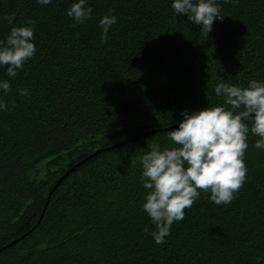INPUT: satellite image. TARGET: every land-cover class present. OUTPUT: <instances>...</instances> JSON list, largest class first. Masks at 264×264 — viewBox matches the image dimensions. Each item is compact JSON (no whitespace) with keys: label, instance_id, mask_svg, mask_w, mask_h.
Returning a JSON list of instances; mask_svg holds the SVG:
<instances>
[{"label":"trees","instance_id":"trees-1","mask_svg":"<svg viewBox=\"0 0 264 264\" xmlns=\"http://www.w3.org/2000/svg\"><path fill=\"white\" fill-rule=\"evenodd\" d=\"M71 2L0 0V39L33 21L36 48L0 111V264H264L258 137L234 199L217 205L201 190L162 244L138 163L149 145L169 146L183 110L223 103L220 79L264 81V0H216L224 17L207 36L171 0H88L81 24ZM109 12L117 22L102 40Z\"/></svg>","mask_w":264,"mask_h":264},{"label":"clouds","instance_id":"clouds-1","mask_svg":"<svg viewBox=\"0 0 264 264\" xmlns=\"http://www.w3.org/2000/svg\"><path fill=\"white\" fill-rule=\"evenodd\" d=\"M36 3L48 5L52 0ZM171 8L176 16H186L200 25L205 36L214 20L224 17L216 0H171ZM92 11L88 0H72L66 15L81 24ZM116 22L117 17L110 12L97 20L102 40ZM8 23H12L10 17ZM33 23L12 26L0 39V67L7 77L0 78V111L9 110L4 96L11 90L10 78L16 77L17 70L35 54ZM212 92L222 97L223 103L183 110L177 126L168 131L169 146L153 143L139 157L140 181L147 189L141 207L155 226L150 235L156 244L165 242L173 222L184 218V209L192 206L201 190L217 205L234 199L246 180L244 155L249 133L258 137L254 147L264 150V81L253 79L240 87L220 79ZM17 93L27 96L29 90L18 88Z\"/></svg>","mask_w":264,"mask_h":264},{"label":"water","instance_id":"water-1","mask_svg":"<svg viewBox=\"0 0 264 264\" xmlns=\"http://www.w3.org/2000/svg\"><path fill=\"white\" fill-rule=\"evenodd\" d=\"M43 213H44V211L42 212L41 217H42Z\"/></svg>","mask_w":264,"mask_h":264}]
</instances>
